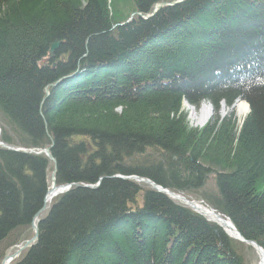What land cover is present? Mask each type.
<instances>
[{
  "label": "trees",
  "instance_id": "obj_1",
  "mask_svg": "<svg viewBox=\"0 0 264 264\" xmlns=\"http://www.w3.org/2000/svg\"><path fill=\"white\" fill-rule=\"evenodd\" d=\"M171 1L0 0V142L25 150L0 144V261L33 235L54 170L71 186L12 264L258 262L186 205L114 177L202 201L264 250V0L137 15ZM183 101H208L211 118L190 127ZM50 146L55 165L29 152Z\"/></svg>",
  "mask_w": 264,
  "mask_h": 264
},
{
  "label": "water",
  "instance_id": "obj_2",
  "mask_svg": "<svg viewBox=\"0 0 264 264\" xmlns=\"http://www.w3.org/2000/svg\"><path fill=\"white\" fill-rule=\"evenodd\" d=\"M183 0H176V1H171V2H159L156 3L153 6V10L150 14L148 15H142V14H138L139 17L143 18V19H147L151 16H153L160 8L162 7H166V6H172L174 4H178ZM59 45V42L55 41L51 44L50 49H49V54H48V58L51 59L53 58L54 52L57 50ZM45 60L40 62L41 66H45ZM58 82V81H57ZM56 82V83H57ZM55 83V84H56ZM54 84V85H55ZM46 94H48V91H45ZM236 101H240V100H236ZM247 105V104H246ZM234 108V105L231 106L230 110H232ZM249 111L248 105H247V113ZM246 113V114H247ZM226 114V113H225ZM224 114V115H225ZM245 114V116H246ZM223 115V116H224ZM242 122V121H241ZM7 149L9 150H13V151H25L22 148H18V147H7L5 146ZM50 147H46L43 150L36 152L34 150H30L29 152L32 153H41L43 152L50 161H52L55 165V160L52 157V155L50 154ZM55 168V167H54ZM120 179H133L135 182L137 183H143L148 185L151 189L159 192V193H163L165 195H167L169 198L171 199H176L181 201L182 203H184L185 205H187V207H189L192 211H194L195 213H198L200 215H202L203 217H205L199 210L200 208V204H202V201H197L194 199H189L187 197H185L184 195L180 194V193H175L170 191L169 189L163 188L159 185H157L156 183L152 182L151 180L147 179V178H140L137 176H131V177H123L120 175L114 176ZM101 180V178L99 179V181ZM99 184V182L97 183V185L95 186H91V185H85V187L87 188H94L97 187ZM70 185L65 184V185H57L55 182V171L53 170V172L51 173L50 176V185L48 186L45 196H44V200H43V205L42 207L39 209V211L33 216L32 221H31V225H30V229L33 231V235L27 239L24 243H21L19 245L16 246V249L14 251H12V249H10L8 252L5 253V255L2 257L0 264H12L17 258H19L20 254L25 251L28 247H30L38 238V228H37V224L40 220V216L42 215V213L48 208L47 205V201L48 200H52L54 197L66 192L69 189ZM199 206V208H198ZM208 207V206H206ZM209 208V207H208ZM212 213L216 216L215 218H217V220L219 221V223H217L216 221H213L212 219H208L207 217H205L208 221L214 222L216 223L218 226H220L222 229H224V221L227 220L229 222V227L231 229H233L235 231L234 234H229L225 229V231L228 233V235L238 241L241 242L243 244L249 245L250 247H252L253 249H255V251L258 253L259 255V262L258 264H264V250L254 241H249L244 239L239 233L238 231L235 229V227L233 226V224L231 223V221L222 216L220 213L216 212L214 209L209 208ZM225 219V220H224Z\"/></svg>",
  "mask_w": 264,
  "mask_h": 264
},
{
  "label": "rangeland",
  "instance_id": "obj_3",
  "mask_svg": "<svg viewBox=\"0 0 264 264\" xmlns=\"http://www.w3.org/2000/svg\"><path fill=\"white\" fill-rule=\"evenodd\" d=\"M114 1H115V6L116 7L121 6L123 3L126 2V0H114ZM131 15H129V17ZM58 81H59V79H58ZM222 106H221V110L219 112V115H222V114L224 115L227 112V108L223 106L224 107V109H223ZM234 106L235 107L232 110L234 111V114H235L238 122L241 123V121L245 117V113L247 111V105H246V103L244 101L240 100V101H236L234 103ZM238 106H240V110L238 109ZM182 107L184 109V112L187 113L188 123H189V126L192 127V128H200V127H202L211 118L212 112H213V110L211 109V105H210V103H208V101L201 102L199 108L190 107L186 103H183ZM243 114H244V116H243ZM174 200L182 203L179 200H176V199H174ZM204 205H205L204 203L200 204L201 208H199V210L205 217H207V215L205 214L203 209H208V208L206 206H204ZM224 228L227 229L228 231H231L227 227H224ZM258 258H259V256H258ZM256 264H258L257 259H256Z\"/></svg>",
  "mask_w": 264,
  "mask_h": 264
},
{
  "label": "bare ground",
  "instance_id": "obj_4",
  "mask_svg": "<svg viewBox=\"0 0 264 264\" xmlns=\"http://www.w3.org/2000/svg\"><path fill=\"white\" fill-rule=\"evenodd\" d=\"M238 103V102H237ZM191 107V106H190ZM235 107V106H234ZM238 109L240 110V106H238ZM246 113H247V111H246ZM245 113V114H246ZM243 116H244V114H243ZM41 151V150H40ZM39 152V151H38ZM41 153H43V152H41ZM41 153H39V154H41ZM38 154V153H37ZM44 154V153H43ZM51 203V200H48L47 201V205H49ZM198 208H199V206H198ZM201 208V207H200ZM208 208V207H207ZM204 210V212H205V214L207 215V217L209 218V219H212V220H214V221H216L217 223H219V221L217 220V218H215L216 216L212 213V211L208 208V209H203ZM224 225V227H227L228 229H230L231 231H228L227 229H225L229 234H234L235 233V231L233 230V229H231L230 227H229V222L227 221V220H225L224 221V223H223ZM198 257V256H197ZM209 260V259H208Z\"/></svg>",
  "mask_w": 264,
  "mask_h": 264
}]
</instances>
